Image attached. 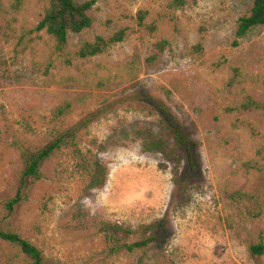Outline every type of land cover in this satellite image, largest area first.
I'll return each instance as SVG.
<instances>
[{"label":"rangeland","instance_id":"obj_1","mask_svg":"<svg viewBox=\"0 0 264 264\" xmlns=\"http://www.w3.org/2000/svg\"><path fill=\"white\" fill-rule=\"evenodd\" d=\"M172 1L95 0L92 26L59 49L35 29L45 1L0 0V227L47 264H264L250 252L264 230V109L246 106L264 102V26L235 45L254 0ZM59 136L6 211L30 156ZM0 264L30 260L0 238Z\"/></svg>","mask_w":264,"mask_h":264},{"label":"trees","instance_id":"obj_2","mask_svg":"<svg viewBox=\"0 0 264 264\" xmlns=\"http://www.w3.org/2000/svg\"><path fill=\"white\" fill-rule=\"evenodd\" d=\"M47 3L43 8V16L36 26V31L44 32L52 37L57 42V47L63 49L69 39L71 32L80 33L86 28L92 26L93 19L89 14V9L95 5V0L79 1V0H43ZM188 0H173L172 3L175 7L186 5ZM264 26V0H254L249 12L238 21L234 41L235 45L239 44V40L244 38L247 33L254 27ZM126 32L121 29L109 37L97 36L94 41L85 42L79 49L78 56L86 58L89 56L98 55L108 49L112 44L124 40ZM155 108L159 111L160 115L169 123L174 132V138L178 144L190 149L191 141L185 136L182 126L177 123L168 112L167 108L161 105ZM247 107H255L264 109V102L250 100L246 104ZM60 111H63L62 109ZM63 136L50 143L47 147L41 149L38 153L32 154L27 162L26 168L23 172L20 186L16 195L5 201L4 207L6 211L12 213L16 206L21 203L25 198V187L27 178L39 180L43 177L41 171V163L58 148L61 147ZM160 236V232H156L150 238L135 241L134 243L124 244V247L132 252L137 249L147 247L151 241H155ZM0 238L10 244L17 246L21 252L28 257L30 264H47L45 257L40 248L35 244L22 237L19 233L14 231L4 230L0 227ZM250 252L256 256L264 255V230L261 231L258 241L250 245Z\"/></svg>","mask_w":264,"mask_h":264}]
</instances>
